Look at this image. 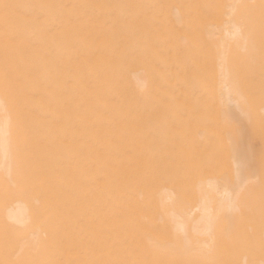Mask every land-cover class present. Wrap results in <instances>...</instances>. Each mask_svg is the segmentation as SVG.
Listing matches in <instances>:
<instances>
[{
    "label": "bare ground",
    "instance_id": "bare-ground-1",
    "mask_svg": "<svg viewBox=\"0 0 264 264\" xmlns=\"http://www.w3.org/2000/svg\"><path fill=\"white\" fill-rule=\"evenodd\" d=\"M65 1L0 0V82L15 89L10 107L22 104L19 88L34 86V97L47 106L44 136L50 164L72 146L73 121L78 118L79 126L90 123L87 115L77 114L91 93L119 94L126 101L124 108L114 110L110 124L113 132L125 136L105 142V153L92 159L87 157L86 144L75 145L78 151L67 170L54 171L55 180L63 174L64 183L44 189V214L36 219L35 231L20 224L11 244L0 238V264H190V258L204 256L193 252L182 259L175 247L166 246L171 230L163 229L156 188L163 173L164 82L169 99L182 98L191 105L200 101L198 106L207 108L210 113L205 114L218 124L208 130L207 138L196 136L192 125L190 130L186 127L182 130L186 138L193 135L211 153L219 145L234 146V185L222 186L217 195L218 180H205L208 201L217 200L220 208L202 229L213 240L218 234L229 236L234 229L252 251L262 252L260 226L240 230L238 225L222 223L233 212L224 205L254 203L256 190L249 182H258L260 188L264 181V157L257 163L252 139L264 133V112H258V101L264 99L263 0H68L70 5ZM206 25L215 27L216 34L211 35ZM139 64L147 82L139 92L153 89L144 109L127 106L134 97L130 93L134 82H142L128 70ZM219 106L228 110L227 122L240 120L241 128L223 127ZM11 126L6 115L0 122V170L9 176L19 170L16 150L21 145ZM91 129L103 133L107 125L94 120ZM63 134L64 140H59ZM238 135L241 143L236 142ZM239 144L250 147L249 162L236 150ZM109 149L115 170L108 169ZM246 170L252 173L243 178ZM98 173L110 179L100 192L93 185ZM28 195L36 199L35 190ZM145 195L150 196L154 211L145 208ZM226 200L230 201L225 204ZM108 203L110 208L105 207ZM18 212L22 217L14 211L10 214L18 223L31 215L25 202ZM31 237L38 240L33 251Z\"/></svg>",
    "mask_w": 264,
    "mask_h": 264
},
{
    "label": "rangeland",
    "instance_id": "rangeland-1",
    "mask_svg": "<svg viewBox=\"0 0 264 264\" xmlns=\"http://www.w3.org/2000/svg\"><path fill=\"white\" fill-rule=\"evenodd\" d=\"M264 5V0L262 1ZM66 5L71 2L65 1ZM7 16V15H6ZM206 29L211 35L216 34V29L213 26L206 25ZM62 45V44H61ZM60 46L58 49H61ZM55 49V48H54ZM1 52V50H0ZM60 65L64 64V56L60 57ZM129 75L133 78H142V82H134L130 93L134 96L131 101H128L129 107L136 106L144 109L147 105V95L152 94L150 89L148 94L139 92L140 86H145L147 82H143L146 72L142 65L131 66L128 70ZM92 83V82H91ZM182 83V82H181ZM201 90V87H199ZM15 89L5 86L4 82H0V122L9 115L12 121L13 137L16 143H20V148L17 151L19 159V170H14L13 175L9 176L3 169L0 170V238L3 243L11 244L15 240V235L20 224L36 229V219L44 214L42 201L45 200L46 187L53 184L62 185L64 176L61 174L58 180H55L54 171L58 168L66 171L72 159L76 156L78 149L77 144H86L87 157L92 159L96 155H103V144L110 143L114 138L122 139L124 132H113L110 124L113 118L114 110L124 108L126 101L119 94L113 96L107 95L104 92H95L87 96L84 101V108L78 112L79 115H87L90 118V123L79 126L78 118L72 123L75 129L74 141L68 150L58 153L55 164L49 163L48 139L45 137L46 132V103L35 98V88L33 85L19 88L20 102L18 107H10L9 100ZM184 86L181 84L180 93H183ZM47 91V89H44ZM165 97L162 100V128H163V146H162V178L156 186L159 198V211L161 213V222L163 229H170L171 232L167 235V245L175 247L180 258L192 256L194 252H202L204 256L201 258H190V264H264V250L252 251L246 246L240 237L234 234V229L230 230L229 236L218 234L215 240L212 239L209 232L202 228L206 225L208 217H216L220 204L216 201L209 202L208 196L204 189L205 180L216 179L219 182V190L217 195L221 194L222 186L234 185V146L219 145L213 153L210 152L206 144L197 143L193 135L185 137L183 129L192 125L195 135L199 138H207L208 130L211 127H216L215 119L210 118L205 113H210L207 108H201L200 101H195L191 105L190 101H178L169 99L168 82H164ZM47 92L45 93V95ZM22 96V97H21ZM19 102V103H20ZM203 104H208L204 102ZM194 106V107H191ZM134 107V108H136ZM224 124L223 127L232 130L240 127L242 122L239 120L228 123L226 118L229 117L228 110L219 106ZM264 112V99L258 101V112ZM234 116L238 112L231 111ZM94 120H100L104 125H107V130L103 133H91ZM180 124V128L176 130L174 126ZM236 124V125H234ZM254 155L257 158V163L264 157V133L253 135ZM59 140H64V134ZM237 143H241L239 135L236 139ZM236 150L241 153V157L245 162H249L251 156L250 147L243 145H235ZM46 153V155H45ZM106 155L110 158L108 169H114L113 160L114 153L109 149ZM251 170H246L244 177L251 175ZM110 183V179L105 174L98 173L97 178L93 181L97 192L105 188V185ZM253 186L256 190L254 203L245 202L239 203L238 207L229 208L224 205V209L229 212L224 216L227 223L222 225L241 229H246L248 226L264 229V181L255 184L249 182V186ZM36 191V199H30L28 193ZM147 193L146 195H148ZM145 195V196H146ZM41 200V204L38 202ZM147 210H153V204L150 196L142 199ZM230 201L226 200L225 204ZM21 202L27 204V208L31 213L28 220L24 223L15 222L10 216L11 211L17 212V216L22 217L18 212ZM258 203L263 205L258 208ZM111 203L105 207L110 208ZM102 208L103 205H102ZM155 208V207H154ZM219 215V214H218ZM235 219H239L236 222ZM7 227V231L4 229ZM38 240L31 237L29 240L32 251L36 248ZM10 253L16 250L14 246L9 245ZM180 263H184L180 260Z\"/></svg>",
    "mask_w": 264,
    "mask_h": 264
}]
</instances>
